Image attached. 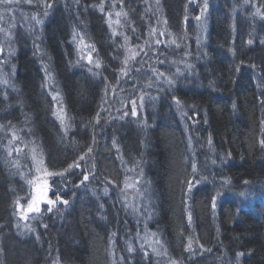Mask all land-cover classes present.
Masks as SVG:
<instances>
[{"label": "trees", "instance_id": "trees-1", "mask_svg": "<svg viewBox=\"0 0 264 264\" xmlns=\"http://www.w3.org/2000/svg\"><path fill=\"white\" fill-rule=\"evenodd\" d=\"M118 1L124 2V5L128 3L129 16H136L143 11L149 13L150 9L143 6L142 0ZM161 1L158 8L160 18L171 20L167 27L173 33L174 40H185L179 47L172 44L163 48L165 43L158 37L156 40L161 43L157 44L156 40L152 43L155 44L153 52L158 53L160 50V55L156 57L149 52L145 57L143 51L140 64L131 67L128 75L130 72L137 74L136 70L141 69L139 66L144 58L149 60V64L165 58L176 66L168 69L160 62L158 64H162V70H156L164 73L163 77L157 78L153 72L151 76L143 78L139 72L138 79L132 84L128 83V79L121 80L124 95L128 93L138 98L144 94L142 91L148 92L145 94L148 98L152 95L151 101L156 106L147 107L153 110L158 124L153 125L148 135H144L142 125L135 119L129 121L120 118L126 110L121 111L122 108L114 100L102 103V99L97 97V90L105 86L111 88V83L104 85L100 80H92L85 75L78 78L73 71L68 72L61 48L57 46V41L60 43L66 35V23H76V18L79 21L83 18L86 31L93 32L100 44L107 40L97 0H56L58 5L46 25V38L54 42L55 69L60 73L61 80L58 84L62 94L65 93L64 97L67 96V112L72 131H77V126L84 127L82 132L86 134L85 131H88L87 142L73 140L74 136L62 128L61 134L58 130L60 138L53 137L51 124L46 122L45 116L39 114L41 103L35 84L37 70L26 57L17 61L14 83L18 88L19 84L24 88L22 90L27 98L26 101L22 100L23 93L16 95L15 103L11 105L15 107L25 103L24 108L29 106L37 112L34 129L26 130L22 127L25 132L21 137L28 142L38 140L37 147L47 170L62 173L49 179V189L54 199L59 196L61 200H67L68 204L60 202L55 208L64 214L59 222H55L49 215L53 211L47 212L46 205L41 207V214L37 218L41 222L36 226L35 235L27 238L28 242L22 243L13 237L19 235L14 234L5 223H8L10 214L14 216L13 207L17 199L23 203L24 198L19 197L21 191L17 188V178L1 152V146H4L1 142L0 264H54L57 258L58 264H106V231L102 222L96 221L90 214L97 210L96 213L103 215L104 212L100 213V210L109 203H114L122 213V219L128 227L126 239L128 234L134 236V218L123 208L125 195L122 189L118 190L121 182L109 183L113 181L108 175V172H112V161L108 162L109 158L102 156L109 149L107 145L112 136L120 138L121 149L117 155L134 152L144 158L142 163L132 160V173L141 175L143 179L148 177L154 180L159 194L165 199L164 207H161L168 210V220L150 218L147 224V232L160 235L164 246L159 250L166 249L167 255L157 256L151 252L146 256L140 253L137 259L131 258L134 261L126 260L131 261L128 264H169V259L177 261V264H237V253H244L239 257V264H264V223L248 215L244 209L238 207L234 210L230 200L234 197L235 203H242L250 211H264V193L256 187H264L261 181L264 180V147L260 144L264 140V43H261L264 40V19L257 16L251 28L235 26L229 32V27L218 22L211 9L206 17L202 16L204 0H193L191 3L189 0ZM209 1L212 6L216 0ZM224 2L231 7L238 5L237 8H250L254 13L260 7L264 12V0H250L248 4L244 0ZM198 16L199 20L196 19ZM182 19H189L191 26L181 24ZM193 29H197L198 34L201 30L205 38L211 39V43L204 42V39H194L191 33ZM249 40H252L251 44ZM61 46L64 52L67 51V46ZM107 48L110 46L105 47V51ZM120 69L115 72H120ZM177 69L184 72L176 74ZM168 80L172 82L168 83ZM176 99L180 101L179 106ZM182 109L188 112L189 119L190 112H193L194 135L185 128L187 123L179 126V121H173L179 117ZM102 114H106L104 116L108 119H104L105 123L100 124V130H96L94 117ZM33 132L36 135L31 137ZM5 135L7 133H0L1 138ZM191 137L196 140L191 147L194 155L189 159L187 149L191 145ZM89 147L92 148L91 153H88ZM99 150L102 155L98 154ZM81 156H84L83 160ZM193 162L198 170L195 174L191 167ZM75 164L80 167H75ZM69 165L73 167L70 169ZM82 173H89V180L83 184L80 183L83 180ZM199 173L208 175L207 180L212 187L211 190L202 189L199 194H195V213L191 218L196 220V226L193 234H189L195 252L192 255L185 250L189 238L178 244L175 236L181 229L180 224H183L181 209L178 207L186 194L181 189L183 175L191 180ZM68 179L76 183L71 184ZM106 182L109 183L110 199L103 197L101 191L96 197L93 190L106 188ZM69 188L71 190L68 191ZM211 197L217 203L223 199L212 226L207 221L206 213V202ZM108 223H111L109 218ZM112 233L117 240L121 239L120 232ZM200 245L204 248H211V245L214 247L213 259L199 252ZM184 259H187L185 263Z\"/></svg>", "mask_w": 264, "mask_h": 264}, {"label": "bare ground", "instance_id": "bare-ground-1", "mask_svg": "<svg viewBox=\"0 0 264 264\" xmlns=\"http://www.w3.org/2000/svg\"><path fill=\"white\" fill-rule=\"evenodd\" d=\"M142 1H143V4L144 3L150 4L151 8L149 9L151 10V12H153L154 10V12L151 14L150 11L149 13H147L146 11L145 12L143 11L136 16L131 15L130 19L134 20V25L136 29H138V31L136 30L135 32V31H131L130 28L127 29L126 27L129 26L128 23L126 24L124 31L127 33V36L129 35V42L131 44L142 45L144 46L143 47L144 53L148 54L149 52H151L152 55H155L157 57L158 54L160 55V50L158 53L153 52V46L155 44L154 43L151 44L150 39L148 38V35L154 36L152 33V29H156L154 34L159 35L160 32H164L165 34L161 36V39L165 43V44L162 43V45L164 44L163 48H165V45H172L173 44L172 41L174 40L173 39L174 35L170 31V29H168L167 27L168 22H170L171 20L169 19L167 20V18L165 19L160 18V12L158 8L159 6H161V2H162L161 0H142ZM119 2H118V5L120 4L121 5L120 6L115 5V8L118 6L117 10L121 9L122 11L127 13L129 17V12L127 11V6H129L128 3L124 5V2H120V3ZM46 3H50L52 7L45 9L44 6ZM57 5L58 4L56 3V0H33V2L28 5H25V4L18 5V7L26 10L29 16H36L38 19H41L43 22L41 24H36L34 21L33 23L34 30L32 31L28 30L26 26L22 25L21 23H18L20 25L13 29V32L15 33V37H14L15 46L16 45L20 46V44H23L26 47H28V48H21V47L16 48L17 51L14 56L16 63L11 68L13 70V74H15L14 76H12L13 80H14V77H17V67H18V62H20L19 61L20 58L26 57V59H28L29 61L33 63V66L37 70V73L39 72L38 70L39 68L47 65L45 75L47 77L49 75L52 77L53 81L51 80V85L58 84V83L60 84L61 82V80L59 79L60 73L56 72V69H55L56 59L54 55V42L46 38V28H47L46 25L53 14V9H55ZM41 6H43V8H41ZM231 6L227 5L224 2V0H216L215 2H212V6H211V1L207 0V10L203 11L201 14L202 16L205 15L206 17L209 13V10L211 9L212 13H214V16H216L217 18L216 20L218 22H222L223 25H225V27L226 26L229 27V29H227L229 32L235 26H240L242 28L243 27L251 28L257 19V16L252 11V9L244 8L243 6L237 8L238 5H234L233 7ZM45 12H47V15H44ZM82 19L80 20L81 22H78V23L67 22L65 25V34H66L65 37L62 38L60 43H59V40L57 41V46L65 45L68 47L67 51L65 52L67 59H65V57L63 56L61 52L63 60L67 63V65H69L70 63L72 64L73 62L78 65L81 64L82 66L86 64L89 65L87 61H84L83 63H81L82 58L77 56L75 49L71 47V41H70L74 33L75 34L79 33L81 34V36H83L82 35L83 33L85 37L88 39V37L86 36L87 35L86 25ZM165 21L167 23H165ZM181 24L183 25L187 24V26L188 25L191 26L190 25L191 21L189 19L188 20L182 19ZM144 28L146 30L145 33L142 32ZM104 29L106 30V34L108 38L107 40H104V42H102L101 44L98 42V37L94 35L93 32H88L89 40L91 41L90 43L93 45V47H95L97 55L99 56L97 57V59L100 60V67L96 68L95 66H93L92 68L91 65H89L90 69H92V71H89L87 70L89 68L88 65L83 66L85 69H80V70L73 68V65L71 66V68L65 65L67 66L66 69L68 72L73 71L78 78H83L85 75L87 77L92 78V80L97 79V80L104 82V85L111 83L112 85L111 88H108L105 86V88H102L100 91L97 90V97L98 98L100 97L99 99H102V103L108 100H114L118 104V106L122 108L121 111L125 109L126 111H124V113H128V115L123 114V116H120V118L123 117L129 121H132L130 120L132 118L135 119L136 121H138L140 125H142L141 130L144 133V135H148V133L154 128L153 125L158 124V122L156 121L157 120L156 117L153 116V110L147 107V105H149L151 108L156 106V105L154 106V103H153L154 101L153 102L151 101L150 97L152 95L150 94V97L148 98V95H145L146 93H148L146 91H142L144 94H141V96L139 95L138 98H136V96L133 97L132 95H128V93L124 95L121 90V80L128 79V83L132 84L136 79H138L137 74L139 72H140V77L142 76L143 78H146L153 74V71H152L153 68L162 70L160 67H163V66L162 64H158L160 62H154V63L149 64V60L144 58V60L142 61V64L139 66V68L141 69H139L137 74L135 72H130L129 75L124 76L120 72H115V71H118L120 68L125 67V65H123L124 60L121 55V49L119 52L117 51L118 37L116 36L114 38L111 36L105 23H104ZM191 33L194 39H197L198 41L204 39V42L211 43V39H209L208 37L205 38L203 36L204 33L201 30H199V34L197 33V29H193ZM137 34H139L140 38L136 37ZM183 36H185V34ZM144 37H145V40H144ZM183 40L185 39L178 38L177 40L176 38L175 39L176 46L177 45L181 46V43ZM146 41H147V44L145 45ZM109 46L110 48H107L105 51V47H109ZM143 51H141L139 55H136V57H134L133 59L129 61L128 67L131 68L134 65L140 64V61H139L140 55L142 54ZM147 54H145V57L147 56ZM161 61H163V65L165 66V68L172 69L176 66L175 63L170 62L165 58H163ZM183 72L184 70H179V72L177 71L176 74H181ZM41 83H42L41 79L39 80L38 76H36L35 84L37 88V96L41 103L40 104L41 110L39 113L40 116L42 117L45 116L46 122L50 123L52 126L55 125L56 123L55 121L57 119L58 121L57 124H59L61 128L65 129L60 124V120L55 117L54 113L56 112L55 111L56 106L59 107L60 104L61 106H63L65 112H67V108H68L67 96L64 97L65 93L62 94V91H59L62 97H58L60 101H55L53 99L54 96H51V95H53L52 94L53 91H54V94L56 91L53 89H50L51 88L50 86L49 87L47 86V88L45 89V87L42 86ZM15 86L16 87H12L9 89L5 88L4 89L5 91H3V93L0 94V109L4 108L6 110L7 108H9L15 112V117L12 118L13 120L10 121L11 123L9 125H7L6 123L4 124L1 123L2 125L0 126H3V127H0V133H8V131H11L14 128H15L14 130H18V129L28 130L29 128L34 129V125H35L34 119H35V115L37 116V112H35V110L33 111V109H30L29 106L27 108H24L25 103L18 104L15 107L14 106L12 107L11 105L12 103H15L14 99L16 95L23 93L22 100L26 101L25 99L27 98V96L24 95V92L22 90L24 88L20 84H19V88L17 87L16 84ZM0 92H1V87H0ZM140 97H143V107H140V104H141ZM132 101H136L137 114L135 116L131 115V110L133 106ZM104 115L103 114L99 116L96 115L94 117L96 118L94 119L96 120V123H95L96 130H100L99 129L100 124L105 123L104 119L105 120L108 119ZM192 117H193L192 111L190 112V119H189L188 112L182 109V113L179 115L178 118L174 119L173 121H179V126L181 125V123L183 124L187 123L185 128L190 133L193 134L194 125H193ZM66 123L70 125V127L67 129L66 132L70 136H74L73 140L77 142H81V141L87 142L88 135L86 134H88V131H85L86 134H84L82 132V128L84 129V127L77 126L75 129H77L78 132L75 130L74 132L72 131L71 121L69 119L68 112H67ZM259 126L261 125H258V127ZM22 127H24V129ZM88 127H93V126H88ZM187 136L190 137V134L188 133ZM23 139L25 138L20 137L19 142L22 141ZM195 140H196L195 138L191 139V142H190L191 145L187 149L189 159L192 158L194 155L193 149L191 147L194 145L193 141ZM114 141H115V144H114ZM188 142L186 144H188ZM107 148L109 149L108 150L106 149L107 152L105 155H102L100 153L101 152L100 150L98 154L100 153L103 157L109 158L108 162L110 160L112 161V164L110 166L112 168L111 170L112 172L110 173L108 172L109 178L112 179L113 182H121L122 180L124 181L125 178H129L132 176L134 180L139 181L138 183L141 185L140 193L143 196L140 200L134 199V203H135V206L138 207L139 212L143 213L145 218L147 219L145 221V224H148V221L150 220V218H152L153 220L154 218L160 219V220L163 218L164 220H168L167 218L168 210L167 209L163 210V208L161 207V206L164 207L165 199L161 197V195L159 194V191L157 190L156 185L154 184V180H152L151 178L148 179V177H146V179H143L141 175H133L132 173V164H131L132 160L133 161L138 160L139 162L142 163V160L144 158L140 157L139 154H134V152L124 153L123 156L117 155L116 154L117 151L121 149V142H120L119 137L115 138V136H112L111 139H109ZM2 150L3 149H1V151ZM145 164H148V162H145ZM130 169H131V172H130ZM49 173H54V172L49 171ZM54 175H48V177L50 176V178H52L54 177ZM195 178L201 180L203 184H200V183L196 184L192 188L191 191H188V181H190V178L186 175H183L184 183L183 185H181L182 187L181 189H183V191H185L186 194L185 196L181 198V201L178 206L181 209V213L183 217L182 219L183 224L182 225L180 224L179 226L181 227V229L180 231H178L177 235L175 236L177 240L174 239L178 244H182L184 241H186L189 238V234L190 233L193 234L194 232L193 230L196 226L194 225V223L196 220L194 221V219L191 218V221H189L188 213L190 212L191 216H194V213H195L194 204L196 200L195 194L196 195L199 194L202 189L211 190V187H212L211 184L207 180L208 175L206 173H199L197 175H194L191 178V180L195 181ZM67 181H71V180L68 179ZM257 181L259 182V179H257ZM261 181L263 182L262 185L264 186V180H261ZM70 183L75 184L76 181L73 182L72 180ZM256 187L259 191H262L264 193V187H260V186H256ZM69 190H71V188H69L68 191ZM104 190L105 188H101V190H98L97 188H95L93 192L95 193L96 197H98L97 195L99 194V191H101L102 196L105 194ZM219 192L221 191L219 190ZM190 195L193 197V200ZM222 200H219V203H217L216 199H212L211 197L206 202L207 204L206 213L208 216L207 221L209 222L210 226H212L215 223L218 217V212H219L218 208ZM230 200L232 201V207L235 208L234 210H236L238 207L241 209H244L245 212L248 213V215L252 216L257 221L264 223V211L258 212L256 209H254L253 211H250L246 209L242 205V203L238 201L237 203H235L234 197H232ZM213 203L215 204L214 207H213ZM55 208L56 206L54 207L53 212L50 213L49 215H51L54 218L55 222H59L61 221V218H63L64 214L60 210L55 209ZM96 212L97 210L92 211L90 216L94 218L96 221H99L100 223L102 222L101 224H103L104 230L106 231L105 233H106V243L107 244H106V247L104 248L105 256H107L106 264H124L126 260H132L131 258L137 259L140 253H145V252L154 253L152 250L153 247L157 249H161L162 248L161 246H164L163 245L164 243H162V240L159 234H155L154 238L144 236L145 234L142 235L141 233L144 230L146 232L147 226L142 227L141 224L136 225L135 231L133 234L134 236L131 237V234H128V238L126 239L125 234H127L126 230L128 229V227L125 225L122 219V213L117 210L115 205H112L109 203L107 204V206L101 208L100 213L104 212L103 215L105 214V216L98 214ZM13 215L14 216L10 214L8 216V223H5L7 224L6 227L11 229L14 234L17 233L19 235V236L17 235H12V236L16 237L20 242L22 243L28 242L27 238L35 235L36 226L38 225V223L41 222L40 221L41 219H35V220L29 219L26 222L20 221V219H18V216H17L16 204L13 207ZM108 218H109V222L111 223H108ZM18 223L21 225V227L19 228L17 227ZM5 224L3 223V225ZM25 224L30 225V228L32 230H29L28 228H24L23 225ZM116 231L122 234V237L120 240H117L116 236H114V234L112 233ZM157 240L160 241L159 244L155 243ZM203 241H206V240H203ZM129 246H131L132 248L134 246L133 251L131 252L128 251ZM212 247L213 246L211 245V248L210 247L204 248V249H211V251H203L201 249L199 252L200 253L204 252L209 258L213 259L212 256H214V254H213ZM185 260L187 259H184V263H185ZM119 261L121 262L119 263ZM130 262L131 261L129 262L126 261L125 264H128Z\"/></svg>", "mask_w": 264, "mask_h": 264}, {"label": "rangeland", "instance_id": "rangeland-1", "mask_svg": "<svg viewBox=\"0 0 264 264\" xmlns=\"http://www.w3.org/2000/svg\"><path fill=\"white\" fill-rule=\"evenodd\" d=\"M100 4H103L104 7V11L102 12V21L103 23H105L106 27L108 28L109 33L111 34L112 37H118V46H117V51L119 52L121 49V55L123 57V60H125V58L127 56H130L131 53L128 51L129 49H131L132 52H138L140 54L141 49H143L144 46L142 45H136V44H131L129 42V35L127 36V33L124 31L125 30V26L128 23L129 26H127V29H131V31L136 32V30L138 31V29H136L135 25H134V20L130 19V16L128 17V15L125 17L123 15H121L120 17L116 16L117 12H123L121 9H118V0H97ZM121 2V1H120ZM119 2V3H120ZM19 4H25L28 5L30 3H25L23 2V0H21V2ZM19 4H13L12 5V10L11 11H5L3 6H0V12L4 13V19L2 21H0V27H3L8 33L9 36L6 39L5 35L3 33H0V47L3 48V51H0V87H1V93H3V91H5L4 89H9L12 87H16L15 84L13 83V77L15 74H13V70L11 69L13 67V65H15L16 60L14 58L15 53H16V48L21 47V48H28L23 44L16 45L14 43V37H15V33L13 32V29L16 28L17 26H19L21 23L22 25L26 26V28L30 31L34 30V20L31 19V17L33 16H29L27 14V11L18 7ZM115 5H118L115 8ZM148 5V6H147ZM144 6H146V8H151L150 4H146L144 3ZM45 7V6H44ZM100 7L98 6V9L100 10ZM41 8H43V6H41ZM115 8V9H114ZM46 9V7H45ZM147 10V9H146ZM101 11V10H100ZM151 12V10H149ZM109 13H111V16H109ZM119 19L121 21L120 24H116L115 21ZM75 22L78 23L80 22L79 19H75ZM131 22V23H130ZM111 24V27H110ZM123 26V28H122ZM40 28V27H39ZM115 30V35H113V31ZM145 28L142 30L143 33H145ZM87 33V37L88 39L85 37V35L82 33L83 36H81V34L76 33L77 35V39L74 41L73 37H71V47L75 49V52L77 54L78 57L82 58L81 63H83L84 61H88L87 59V55L88 52L90 50L89 46L93 45L90 43L91 41L89 40V36H88V31ZM118 33V34H117ZM154 36L152 35H148V38L151 41V44L154 40L158 39V37H161V35L159 34H154ZM80 37H83L84 43L80 44ZM136 37L140 38L139 34L136 35ZM145 40V37H144ZM143 40V41H144ZM59 48L62 49V46L59 45ZM95 48V47H94ZM62 54L65 57V59H67L66 56V51L64 52V50L62 49ZM97 57H99L97 55L96 49L94 52H92V63H89V65H91V67L93 68V66H95V61L97 60ZM136 57V56H135ZM131 60V59H130ZM129 60V61H130ZM73 65V68H76L78 70L80 69H85L83 66L86 65H81V64H75L74 62L69 65H67L69 68H71V66ZM88 65V69H90V66ZM124 65V64H123ZM11 69V70H10ZM38 79L42 81V86L45 87V89L47 88V86L51 87L50 89L55 90V94L54 91L52 92L53 95L51 96H56L57 98L55 99V101H60L58 99V97H62L61 93H59L60 91V86L59 84H52L51 85V80L53 81L52 77L51 79H48L46 74V68L45 66H42L41 68L38 69ZM52 72V71H51ZM82 72V71H81ZM53 74V73H52ZM2 81H7V83H4ZM57 93H59V95L57 96ZM63 107L60 106L55 108V111L58 112L59 109ZM64 110V108H63ZM64 113L66 114V118H67V112ZM15 117V112L9 108H7L6 110L4 108L0 109V125L6 123L7 125H9L11 122V120H13L12 118ZM55 117L57 118V116L55 115ZM55 125H51V134L53 135V137L56 139L57 136H59L60 138V134L62 133L61 130V126L58 123L57 119L55 121ZM2 123V124H1ZM5 124V125H6ZM50 124V123H48ZM61 124V121H60ZM15 129V128H14ZM12 130V131H8L7 135H5L4 138L0 137V144L1 142L4 143V146H1V149H3L1 152L2 154H4V157L6 158L7 161V165L9 166V168H11L14 172V176L17 178V185H19L17 188L20 192V196L19 197H23L24 198V202L20 203L22 208L21 210H23V208L27 207L28 202L32 199L33 196H36L37 193V189L40 190V194H43L46 190V198L50 199V200H55L53 198V196L51 195V188L49 187V178L48 175H46L43 171V169H47L43 160V156L40 152V150L37 147V143L38 140H36V142H34L32 140V142H28L29 140H22L19 142L20 137L22 136V134L25 132L21 129L18 130ZM63 129V128H62ZM58 130L60 131V134L58 132ZM65 130V129H63ZM13 134H15L16 137H18V139H12ZM36 134H31V137L34 136ZM56 135V136H55ZM11 141V143H10ZM17 149H19V151H17ZM33 149H35V155H36V159H33ZM11 152V155H8V153ZM42 160V164L39 163V161ZM40 167L42 170L40 172H37V168ZM47 172H49L47 170ZM51 172V171H50ZM131 172V169H130ZM132 175V174H130ZM51 179V178H50ZM33 180L34 183L30 184L29 181ZM109 182V181H108ZM106 182V186H107V194H104L103 197L109 198L110 199V195L111 192L108 189V184L109 183H113V181L111 182ZM139 181L134 180V178L131 176L129 178H125V180L121 181L120 183V187H118L121 191H123V194L125 195V198L123 199L124 203H123V208L126 209L128 212L131 213V216L134 218L133 221L135 223V226L138 224H141L142 227L147 226V224H145V221L147 220L144 216V214H142L141 212H139V209L136 208L135 203H134V199L136 200H140L141 199V195H140V188L141 185L138 183ZM115 183V182H114ZM117 184V183H116ZM114 185V184H113ZM140 186V187H139ZM139 187V188H137ZM50 188V189H49ZM108 199V200H109ZM60 204V202L56 203V207H58ZM111 204V203H110ZM44 205H46L48 207V205L42 201V203L40 204V207H43ZM112 205H115L114 203ZM46 207V208H47ZM138 209V210H136ZM18 219L19 218V214L17 213ZM36 216L38 217V214L36 213H29V219L32 220L31 217ZM35 220V219H33ZM22 222H26L25 220H21ZM142 235L145 234L144 236L150 237V238H154V236L147 232L145 230L141 233ZM121 261H119L120 263Z\"/></svg>", "mask_w": 264, "mask_h": 264}, {"label": "snow or ice", "instance_id": "snow-or-ice-1", "mask_svg": "<svg viewBox=\"0 0 264 264\" xmlns=\"http://www.w3.org/2000/svg\"><path fill=\"white\" fill-rule=\"evenodd\" d=\"M20 2H21V0H0V6H3L4 9H5V11H11L12 10V5L13 4H19ZM23 2H25V3H32L33 0H23ZM189 2L191 3V2H193V0H189ZM244 2H245V4H248L250 2V0H244ZM45 7L46 8H51L52 5L50 3H46L45 4ZM100 10L102 12L104 11L103 4H101ZM206 10H207V0H204V6L202 8V12L203 11H206ZM44 15H47V12H45ZM121 15H123V16L126 17L127 16V13H123V12H117L116 13V16L117 17H120ZM255 15L256 16H260L262 19H264V12L261 11V8L260 7H257L256 8ZM109 16H111V13H109ZM3 19H4V13L3 12H0V21H2ZM31 19L34 20L36 24H41L43 22L41 19H38L36 16L31 17ZM196 19L199 20L200 17L198 16V17H196ZM115 23L116 24H120L121 21L119 19H117L115 21ZM165 23H167V22L165 21ZM110 27H111V24H110ZM133 31H134V29H133ZM155 31H156V29H152V33H155ZM0 33H3L5 35V38L6 39L9 36V33L3 27H0ZM115 34L116 33H115V30H114L113 31V35H115ZM164 34H165L164 32H160V35L161 36H163ZM76 39H77V35L74 33L73 34V40L75 41ZM83 43H84L83 37H80V44H83ZM156 43L159 44V43H161V41L160 40H156ZM172 43L175 44L176 41L173 40ZM248 43L251 44L252 43V40H249ZM261 43H264V40H262ZM177 47H179V45H177ZM89 48H90V50L88 52L87 59H88L89 63H92L93 62L92 61V52L95 51V48L92 47V46H89ZM0 51H3V48L2 47H0ZM128 51L131 53V55L130 56H127L125 58V60L123 62L124 65H125V67H122L120 69V72L124 76H127L128 75V72L131 71V68L128 67L129 60L130 59H133L136 55H139L138 52H132L131 49H129ZM141 51H143V49H141ZM145 54H147V53H145ZM160 62L163 63V61H160ZM95 67L96 68H99L100 67V60L99 59H97L95 61ZM45 68H47V65H45ZM89 71H92V69H89ZM136 71H139V69H137ZM152 71L156 74L157 78L164 76V73L158 72L155 68H153ZM177 71L179 72V69H177ZM47 78L48 79H51V76L49 75ZM2 82L7 83V81H2ZM171 82H172L171 80H168V83H171ZM149 86H151V85H149ZM58 95H59V93H57V96ZM56 98H57L56 96L53 97L54 100ZM140 100H141L140 107H143V97H140ZM176 104L178 106L180 105V101L178 99H176ZM132 105L133 106H132V110H131V115L135 116L137 114L136 101H132ZM54 115L57 116V118L61 121L62 127H64L65 130L67 131V129L70 127V125H68L66 123V114L64 113L63 107H61L58 112H55ZM124 115H128V113H124ZM0 127H3V126H0ZM12 139H18V137H16L15 134H13ZM10 143H11V141H10ZM209 143H211V140L210 139H209ZM114 144H115V141H114ZM260 144H261L262 147H264V140H261L260 141ZM17 151H19V149H17ZM91 152H92V148L89 147L88 148V153H91ZM33 153H34L33 159L35 160L36 159L35 149H33ZM8 155H11V152H9ZM80 159L83 160L84 159V156H81ZM39 163L42 164V160L39 161ZM72 167H73V165H69V168L70 169ZM75 167L78 168V167H80V165L79 164H75ZM191 167H192V172L194 174L197 173L198 170H197V165H196L195 162L192 163ZM41 170L42 169L40 167L37 168V172H40ZM43 171H44V173L46 175H54V173L47 172V169H43ZM55 175H62V173H55ZM82 175H83V180H81V182H80L81 184H83L85 181H88L89 180V173H82ZM29 183L32 184V183H34V181L33 180H30ZM199 183H200L199 180H195V181L190 180V181H188V191H191L192 188L196 184H199ZM36 191H37L38 194L36 196H33L32 197V199L28 202L27 207L26 208H23V210H21L22 206L20 204L19 199H17V201L15 202L16 203L17 213L19 214V218L21 220H25V221L29 220V218H30L29 217V213L41 214V207H40V202L41 201H44L48 205V207L46 208V211L47 212H52L54 210V207H55V205H56L57 202H61V203L65 204V205L68 204V201L67 200H61V198L59 196H57L55 200L47 199L46 198V190H45V192L43 194H40V190L39 189H37ZM104 191H105V194H107V191H108L107 188H105ZM214 206H215V204L213 203V207ZM31 218L32 219H37L38 217L33 216ZM188 219H189V221H191V213L190 212L188 213ZM17 227L19 228V227H21V225L18 223L17 224ZM23 227L24 228H28L29 230H32L30 228V225H28V224L23 225ZM44 227H47V225H44ZM152 235L155 236V233H153ZM155 243L156 244H159L160 241L157 240ZM200 248L203 251H211V249H204V246L203 245H200ZM152 250H153V252L157 256H166L167 255V250L166 249H164L163 251H160L159 249L153 247ZM185 250L188 251L190 254L195 255V252L193 250V241H192L191 238L188 239V242H187V244L185 246ZM128 251L129 252L133 251V248L131 246H129ZM145 255L147 256L148 253L145 252ZM242 255H244V253H237V264H239V257L242 256ZM121 259H123V258H121ZM54 264H58V258H57L56 261H54ZM169 264H177V261L172 260V259H169Z\"/></svg>", "mask_w": 264, "mask_h": 264}, {"label": "water", "instance_id": "water-1", "mask_svg": "<svg viewBox=\"0 0 264 264\" xmlns=\"http://www.w3.org/2000/svg\"><path fill=\"white\" fill-rule=\"evenodd\" d=\"M40 204H41V202H40Z\"/></svg>", "mask_w": 264, "mask_h": 264}]
</instances>
